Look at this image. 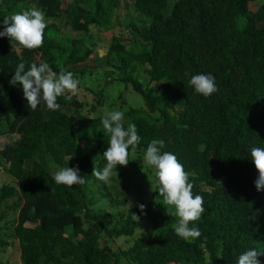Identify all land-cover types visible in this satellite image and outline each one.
<instances>
[{"label": "trees", "instance_id": "1", "mask_svg": "<svg viewBox=\"0 0 264 264\" xmlns=\"http://www.w3.org/2000/svg\"><path fill=\"white\" fill-rule=\"evenodd\" d=\"M32 4L46 14L43 46L29 50L0 37V168L13 179L0 185V219L15 214L6 227L19 264H237L250 248L264 251V191L255 187L250 157L252 147H264V0H130L123 4L128 38L111 32L118 0H0V31L5 17ZM97 48L115 71L107 83L141 100L133 107L123 90L96 93L97 105L110 97L108 111L124 112L125 127L135 123L141 137L128 165H117L107 183L92 175L106 164L105 113L67 95L58 97L59 110H32L22 86L9 84L21 62L26 71L47 62L57 73L90 75L94 68L84 62ZM200 73L215 77L218 90L209 97L189 85ZM153 139L178 157L193 194L204 198V213L190 224L200 229L198 238L175 233L178 217L159 194L156 170L146 172L147 198L133 204L118 185L133 166L146 168ZM46 156L57 167L78 166L86 183L56 184ZM16 193L19 199L5 205ZM99 200L114 210L103 211ZM144 224L149 230L139 235ZM116 239L129 242L113 248ZM259 260L264 264V255Z\"/></svg>", "mask_w": 264, "mask_h": 264}, {"label": "clouds", "instance_id": "2", "mask_svg": "<svg viewBox=\"0 0 264 264\" xmlns=\"http://www.w3.org/2000/svg\"><path fill=\"white\" fill-rule=\"evenodd\" d=\"M47 23L45 11L32 4L3 19L0 37H8L11 42L15 41L25 49H38L43 46ZM14 73L9 84L15 86L19 83L22 86L24 97L32 110H36L41 104L46 105L49 110H59L61 106L57 102L58 97L67 95L70 99L79 92L80 80L72 71L61 68L57 73L47 62L32 63L27 71L25 63L21 62ZM189 85L204 97H209L218 90L215 77L210 73L193 75ZM101 123L110 135L108 147L103 152L106 164L102 169L94 167L92 175L107 183L114 172L118 173L117 165L127 166L130 149L140 143L141 137L135 123H129L125 127L124 112L120 110L106 112ZM163 147L162 139H153L144 153V161L156 170L158 190L164 203L175 208V215L178 217V222L174 225L175 233L185 240L198 238L201 235L200 229L196 226L190 227V224L199 221L204 213V198L202 195L193 194L194 185L189 179L190 174L185 171L184 165L175 154L162 152ZM250 157L258 171L255 187L257 191H264V147H252ZM53 180L56 184L67 187L86 183L78 166L58 167ZM138 207L144 213L145 205L140 204ZM131 219L139 224L140 217L137 214L131 212ZM262 255L264 251L256 247L250 248L239 255L237 264H261L259 257Z\"/></svg>", "mask_w": 264, "mask_h": 264}, {"label": "rangeland", "instance_id": "3", "mask_svg": "<svg viewBox=\"0 0 264 264\" xmlns=\"http://www.w3.org/2000/svg\"><path fill=\"white\" fill-rule=\"evenodd\" d=\"M119 1V8L116 12V14L113 15L111 19L112 29L111 32L114 35L121 36L124 38H128L130 34L128 33V30L124 27V18L123 13L128 10L127 8H123L124 3H130V0H118ZM114 13V11H113ZM63 31L66 33H70V30L63 29ZM103 50L100 48L96 49V58L95 56H90L89 59H87L84 62V65L89 66L88 68H94L93 72L90 75L84 74L81 75L78 79L80 80L79 84V92L77 95H75L76 98L79 100H82L84 103L87 104H95V110L93 111V114H104L109 110V99L110 97L104 98L102 103L100 105H97L95 103L96 100V93L97 91H101V93H107V95H114V93L120 89L123 90V95L126 98V104L133 107H138L141 104V100L139 96L131 92L129 90H126L127 88H121L119 85H117L115 82L110 83L112 81H115V71L113 68H111L108 64H105L102 60ZM76 67V66H75ZM77 78V75H75ZM142 77V76H141ZM107 81H110L107 83ZM110 89H113V94L108 93ZM117 89V90H116ZM129 89V88H128ZM46 159H49V157H45ZM46 161V166L51 173H55L58 169V167L51 161ZM128 165V164H127ZM146 168L143 167V169L136 168L133 166L129 171L126 169L127 172L123 173L120 177V184H117L120 186L121 190H127L129 191L128 194L131 198L132 204L136 202L137 198H147V194L152 188V180L149 181V178L146 176V172L149 171L147 169L155 170L154 168L149 167L143 158V165ZM145 173V174H144ZM127 174L133 175L135 174V178L133 180L129 179L127 177ZM113 178V176H112ZM13 179L3 170L0 168V185L4 183H11ZM133 183V185H125V183ZM133 190V191H132ZM142 190V194L140 191ZM101 191H107L106 189H101ZM139 192V193H138ZM19 199V194L16 193L12 197L5 200L4 204L8 205L12 201H17ZM147 200V199H145ZM3 206V204L1 205ZM97 206L102 209L103 211H113L110 206H108L107 203L99 200V203ZM174 208V206H172ZM175 209V208H174ZM15 217L14 213H5L4 216L0 219V239L4 240L6 242L5 246H0V264H19V259L17 258V242L16 239L13 240V237H10L9 228L6 226L9 225V221H11ZM149 230V227L147 224H144L140 230H138L139 235L145 234ZM129 239H116L112 240L110 242L111 247L115 248L117 246L125 247L126 244H128Z\"/></svg>", "mask_w": 264, "mask_h": 264}]
</instances>
